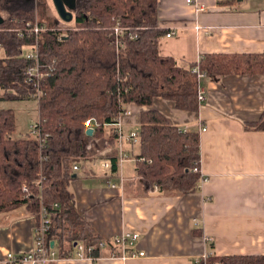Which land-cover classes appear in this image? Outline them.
I'll use <instances>...</instances> for the list:
<instances>
[{"label":"trees","instance_id":"1","mask_svg":"<svg viewBox=\"0 0 264 264\" xmlns=\"http://www.w3.org/2000/svg\"><path fill=\"white\" fill-rule=\"evenodd\" d=\"M158 4L159 0H77L69 25L61 19H41L46 11L43 0H0L2 97L37 98L27 79L34 61L25 55L26 47L38 42L41 69L49 72L51 68L39 82L42 94L37 98L38 123L42 134H48L42 149L34 135L13 138L14 110H0V211L26 206L38 216L43 201L52 219L49 244L59 242L63 256L71 254L68 246L77 241L96 244L101 238L77 211L70 183L74 164L95 153L90 145L103 144V148L116 142L114 129L106 134L108 123L130 104L143 107L136 156L140 186L146 192L159 187L167 194L191 193L201 184L200 173L193 170L201 161L200 135L182 130L153 108L155 97L170 99L179 109L197 111L201 80L192 71L196 65L212 78L264 74V53H205L187 65L162 55L159 42L168 30L159 23ZM117 17L128 27L122 36L111 27ZM29 22L48 29L21 34ZM89 118L99 123L92 135L87 134ZM247 126L264 130V111ZM111 162V169L117 170L118 158L112 156ZM40 177L42 188L37 184ZM99 253L97 248L94 254ZM207 261L264 264V255H211Z\"/></svg>","mask_w":264,"mask_h":264},{"label":"crops","instance_id":"2","mask_svg":"<svg viewBox=\"0 0 264 264\" xmlns=\"http://www.w3.org/2000/svg\"><path fill=\"white\" fill-rule=\"evenodd\" d=\"M158 17L161 27L175 31L161 38L160 53L182 64L205 53H264V0H159ZM201 84L207 100L197 111L179 109L163 97H155L152 107L179 128L199 133L200 167L208 179L187 194H167L159 187L146 192L137 175L138 144H125L128 157L115 171L101 162L118 158L116 142L101 144L74 171L75 207L101 238L137 232L136 251L145 255H62L55 264H195L204 254L264 255V130L247 126L264 111V74L207 76ZM128 108L123 130H139L143 107ZM107 126L108 135L115 127ZM37 223L26 206L0 211V264H6L8 250L33 247ZM75 244L68 246L71 253ZM54 245L61 249L59 242Z\"/></svg>","mask_w":264,"mask_h":264},{"label":"built area","instance_id":"3","mask_svg":"<svg viewBox=\"0 0 264 264\" xmlns=\"http://www.w3.org/2000/svg\"><path fill=\"white\" fill-rule=\"evenodd\" d=\"M192 2L193 0H187ZM115 34L117 36H122L128 27L122 25L120 22V17H117V22H115L112 26ZM48 29L44 25H40L39 22L31 23L29 22L24 30L21 31V34L25 32H35L38 33L42 30ZM173 30V29H171ZM175 34V31H168L166 36L170 37ZM30 52H26L25 55L32 59L33 64L27 69V79L33 84L36 89L34 96L37 98L41 96L42 90L39 87L40 80L45 76L49 75L51 72V68L48 71H44L41 69V62L39 59V45L38 42L35 43L34 47L30 48ZM201 57H199L198 61ZM193 72L197 73L200 80L207 77V73L200 71L198 65L194 66L192 69ZM206 89L202 84L199 85L198 90V100L199 103L202 104L207 100ZM130 108H127L124 113H122L116 121L112 123H108L107 125H113L115 127V131L117 133L116 146L118 148V166L128 157V151L125 147L126 143L130 144H139L140 142V132L139 130H131L129 132H125L123 130V122L122 115L128 113ZM99 123L94 118H89L86 120L87 128H94L98 126ZM187 131V129H182ZM205 130V128H203ZM32 135L36 136L39 140L40 148L42 149L45 146L46 138L48 134L43 135L41 127L37 122L32 129ZM108 147V146H107ZM91 150L95 152L100 151L96 144L90 145ZM102 154H106L105 152H101ZM101 166L104 168H111L112 162L109 159L102 160ZM74 171H78L80 169L79 163L74 164ZM194 171L200 173L201 182L206 181L208 177L202 173L200 164L197 163L194 168ZM42 175V172H40ZM123 180V177L121 178ZM108 183L116 186V183H113L110 178H108ZM37 184L40 188H42V177L38 178ZM158 188V187H156ZM23 191L29 194V188L26 185H23ZM58 206V203H55ZM52 227V219L49 214L48 208L41 201V207L38 214V223L35 227V239L34 245L31 249L25 252L16 253L12 250H8L5 254V263L6 264H55L62 258L59 250L55 247V245L49 244L48 233L50 232ZM139 238V234L137 232H129L125 231L120 234L115 235L112 239L110 238H100L96 244H88L84 241H77L75 244V251L68 256H63L65 258L76 257L79 259H98L101 257H110V258H127L132 256H143L145 255L144 251H136V243ZM100 250L98 255L94 254L96 249ZM104 250H108L107 254L104 253ZM209 254H204L202 257L196 259L195 264H209L208 258ZM212 264H222L221 261H216Z\"/></svg>","mask_w":264,"mask_h":264},{"label":"rangeland","instance_id":"4","mask_svg":"<svg viewBox=\"0 0 264 264\" xmlns=\"http://www.w3.org/2000/svg\"><path fill=\"white\" fill-rule=\"evenodd\" d=\"M46 4L45 12H41V19L57 22L59 15L52 0H43ZM43 10V9H42ZM60 21V20H59ZM69 25L73 22L68 23ZM61 27V26H60ZM59 27V28H60ZM63 26L62 28H64ZM25 53L30 52L29 47L25 48ZM3 92L0 90V110L1 109H13L15 113L16 126L12 133L13 138L26 137L32 135L33 126L39 121V103L37 98H25V99H6L2 97ZM138 127V126H136ZM97 164L100 165V162Z\"/></svg>","mask_w":264,"mask_h":264},{"label":"water","instance_id":"5","mask_svg":"<svg viewBox=\"0 0 264 264\" xmlns=\"http://www.w3.org/2000/svg\"><path fill=\"white\" fill-rule=\"evenodd\" d=\"M59 15V18L65 23H70L74 20V10L76 9L77 0H52ZM3 17L0 16V24L3 22ZM94 133V128H87V134L92 135ZM76 176V174H73ZM52 241V245H54Z\"/></svg>","mask_w":264,"mask_h":264}]
</instances>
